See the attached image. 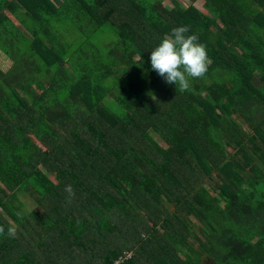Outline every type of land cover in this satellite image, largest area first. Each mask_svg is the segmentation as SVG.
I'll return each mask as SVG.
<instances>
[{
    "label": "trees",
    "instance_id": "16d2710c",
    "mask_svg": "<svg viewBox=\"0 0 264 264\" xmlns=\"http://www.w3.org/2000/svg\"><path fill=\"white\" fill-rule=\"evenodd\" d=\"M186 1L0 0V264H264V0ZM181 25L183 92L150 62Z\"/></svg>",
    "mask_w": 264,
    "mask_h": 264
},
{
    "label": "clouds",
    "instance_id": "9594fccd",
    "mask_svg": "<svg viewBox=\"0 0 264 264\" xmlns=\"http://www.w3.org/2000/svg\"><path fill=\"white\" fill-rule=\"evenodd\" d=\"M189 27L176 26L166 34L161 42L151 51V68L168 84L178 86L180 91H187L191 87V80L203 78L209 67L208 54L205 45L199 43L195 34L187 35ZM67 201L70 203L75 196L71 184L65 186ZM17 225L7 228L0 226V235L14 238Z\"/></svg>",
    "mask_w": 264,
    "mask_h": 264
},
{
    "label": "rangeland",
    "instance_id": "374dc122",
    "mask_svg": "<svg viewBox=\"0 0 264 264\" xmlns=\"http://www.w3.org/2000/svg\"><path fill=\"white\" fill-rule=\"evenodd\" d=\"M174 2H178L177 4L182 5L183 7L187 6L188 3L186 0H171ZM205 0H200L199 3L197 4L198 7H200L201 9H203V5H204ZM10 17L12 19H14L11 15ZM62 32H66L67 30H70L69 25L66 23V25H63L60 29ZM105 38V39H104ZM72 39H73V35H72ZM92 41H94L95 43H99L101 42V44L99 46H102L104 43H108L110 41H115V38L113 35L111 34H107L106 37L105 36H101L100 33L95 34L94 36H92ZM12 61L10 59H8L1 51H0V68L4 71V72H8L9 69L12 66Z\"/></svg>",
    "mask_w": 264,
    "mask_h": 264
},
{
    "label": "built area",
    "instance_id": "2783aa9c",
    "mask_svg": "<svg viewBox=\"0 0 264 264\" xmlns=\"http://www.w3.org/2000/svg\"><path fill=\"white\" fill-rule=\"evenodd\" d=\"M126 256H127L128 258H130V257H131V253H127ZM120 260H123V257H121ZM118 263H119V261H117L115 264H118Z\"/></svg>",
    "mask_w": 264,
    "mask_h": 264
}]
</instances>
